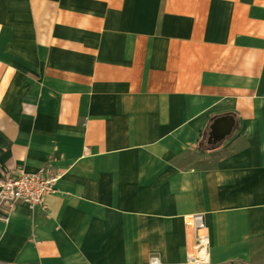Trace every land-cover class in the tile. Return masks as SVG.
Instances as JSON below:
<instances>
[{"label":"crops","instance_id":"1","mask_svg":"<svg viewBox=\"0 0 264 264\" xmlns=\"http://www.w3.org/2000/svg\"><path fill=\"white\" fill-rule=\"evenodd\" d=\"M49 166L2 264H264V0H0V172Z\"/></svg>","mask_w":264,"mask_h":264},{"label":"built area","instance_id":"2","mask_svg":"<svg viewBox=\"0 0 264 264\" xmlns=\"http://www.w3.org/2000/svg\"><path fill=\"white\" fill-rule=\"evenodd\" d=\"M58 179L59 175L49 166L41 167L35 172H26L22 167L0 172V220L7 222L9 214L20 203L45 212V198L54 192ZM188 225L193 230L194 238L186 264H210L209 239L206 234L201 233L204 227L202 215L192 216ZM148 264L162 262L157 256H152Z\"/></svg>","mask_w":264,"mask_h":264}]
</instances>
